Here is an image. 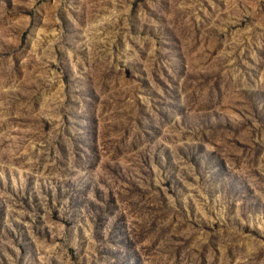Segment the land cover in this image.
I'll return each instance as SVG.
<instances>
[{
	"label": "rangeland",
	"instance_id": "374dc122",
	"mask_svg": "<svg viewBox=\"0 0 264 264\" xmlns=\"http://www.w3.org/2000/svg\"><path fill=\"white\" fill-rule=\"evenodd\" d=\"M0 264H264V0H0Z\"/></svg>",
	"mask_w": 264,
	"mask_h": 264
}]
</instances>
